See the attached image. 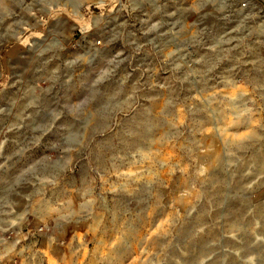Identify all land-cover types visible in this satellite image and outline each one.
I'll list each match as a JSON object with an SVG mask.
<instances>
[{
  "label": "rangeland",
  "instance_id": "rangeland-1",
  "mask_svg": "<svg viewBox=\"0 0 264 264\" xmlns=\"http://www.w3.org/2000/svg\"><path fill=\"white\" fill-rule=\"evenodd\" d=\"M0 264H264V0H0Z\"/></svg>",
  "mask_w": 264,
  "mask_h": 264
},
{
  "label": "clouds",
  "instance_id": "clouds-1",
  "mask_svg": "<svg viewBox=\"0 0 264 264\" xmlns=\"http://www.w3.org/2000/svg\"><path fill=\"white\" fill-rule=\"evenodd\" d=\"M112 3H115V0H111ZM0 148H2V144H0Z\"/></svg>",
  "mask_w": 264,
  "mask_h": 264
}]
</instances>
